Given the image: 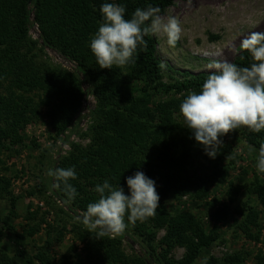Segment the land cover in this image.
<instances>
[{
	"label": "trees",
	"instance_id": "16d2710c",
	"mask_svg": "<svg viewBox=\"0 0 264 264\" xmlns=\"http://www.w3.org/2000/svg\"><path fill=\"white\" fill-rule=\"evenodd\" d=\"M175 1L116 0L126 7V18H130L136 8L148 5L159 7L162 15L173 7ZM105 2L112 0H0V151L10 152L15 146L22 145L24 129L39 118L42 109H45L44 115L55 138L61 139L80 111L85 94L93 96L97 104L91 127L92 144L87 148L72 145V151L53 165V169L75 167L77 179L70 181L77 190L75 199L66 203L67 197L61 189L54 187L52 191L57 201L65 204L69 212L86 211L87 205L98 199L95 187L102 185L105 180L113 186L120 185L127 194L126 179L137 171L152 177L155 182V176L163 179L178 193L187 192L197 183L211 182L216 173L222 171L220 162L231 154L230 145L223 143L215 158L206 154L204 156L212 168L209 175L199 177L196 181L182 176L195 138L190 129L181 127L171 118L166 106H156L157 115L149 108L151 97L148 88L158 84L163 74L152 37H145L146 48L137 49L135 63L125 67L114 66L111 70L99 68L90 50V40L102 22L99 9ZM32 13L34 23L31 22ZM33 24L38 27L42 46L30 39L29 31ZM45 46L75 61L76 71L69 73L37 65V53L43 52ZM231 63L248 66L249 54L241 50ZM124 71L131 80L144 85L143 96L132 95L124 90L121 80ZM210 74L181 73V80H175L166 90L177 93L199 92ZM84 83L88 85L87 92L82 88ZM244 129L248 134L256 135ZM231 133L230 139L233 140L236 132ZM159 136L163 143L156 141L155 138L159 139ZM246 139L259 150L260 145L253 144L248 137ZM152 149L155 151L154 156L149 155ZM44 153L48 154L46 151ZM41 193L43 191L37 187L29 195ZM0 200L8 201L11 206L7 216H0L1 244L3 231H12L9 221L17 200L11 190V179L1 173ZM128 223L132 231L148 237L147 247L158 264H195L201 251L210 248L218 239L215 232L206 235L201 231H196L195 238H192L188 233L194 232L193 217L185 213L171 217L160 201L155 216L143 222ZM146 225L153 232L148 234ZM47 228L49 231L53 229L51 224H47ZM161 228L165 229V235L160 240L164 250L157 253L152 241L155 230ZM37 231L31 229L26 234L33 237ZM22 237L16 236L18 241ZM80 241L84 245L88 264H146L144 259H130L121 251V235L116 239H108L98 236L97 232L84 231ZM175 247L185 250L180 260L169 257ZM36 259L46 264L47 258L42 255ZM76 259L75 262L64 259L60 264H82L79 256ZM225 261L227 264H236L234 258ZM0 264L21 263L15 257L0 252ZM206 264L218 262L209 259ZM257 264H264V261L259 260Z\"/></svg>",
	"mask_w": 264,
	"mask_h": 264
},
{
	"label": "rangeland",
	"instance_id": "374dc122",
	"mask_svg": "<svg viewBox=\"0 0 264 264\" xmlns=\"http://www.w3.org/2000/svg\"><path fill=\"white\" fill-rule=\"evenodd\" d=\"M161 16L178 18L183 32L175 47L169 46L162 34L151 36L163 74L158 84L148 88L151 97L149 108L157 115L156 106H166L171 118L188 129L179 109L189 92L177 93L166 88L172 86L175 80H181V73H209L214 71L208 67L213 61L232 62L242 50L240 43L243 39L252 32L264 31V0H177ZM31 22L34 23L33 13ZM29 36L39 46L43 45L37 25L33 24ZM35 61L40 67L58 68L69 73L77 69L75 61L47 46L43 52L37 53ZM121 80L127 93L144 95V85L131 80L126 71ZM82 88L87 92L88 85L84 83ZM96 105L94 97L85 94L80 111L61 139L55 138L44 115L45 109H42L39 118L24 129L23 144L15 146L10 152L0 151V173L11 179V190L17 198L9 221L12 231H3L0 252L15 257L21 264H42L36 259L41 255L47 258L46 264H60L64 259L75 262L76 256L80 257L82 264H88L84 245L80 241L83 232L88 230L77 219L82 213L69 212L65 204L57 201L52 193L54 181L46 173L48 169H53L60 157H66L72 151V145L87 148L92 144L91 127ZM235 132L233 140L230 139L232 133L221 137L223 143L230 145L231 154L220 162L222 171L217 172L211 182H200L187 192L178 193L163 179L153 177L156 178L159 201L168 214L174 217L185 213L193 217L194 232L188 235L195 238L196 231L218 235L210 248L201 251L195 264H206L209 259L227 264V258H234L236 264L264 261V174L256 169L258 149L246 139L248 137L253 144L260 145L264 142V131L250 135L241 127ZM155 139L164 142L160 136ZM154 154L152 149L149 155ZM204 156L203 146L195 141L182 174L185 179L196 181L211 173L212 168ZM37 187L43 193L29 195ZM10 212L9 202L0 200V216L5 217ZM47 224L52 225V231ZM31 229L38 230L33 237L26 234ZM145 231L148 234L153 232L147 225ZM164 235L165 229L155 230L152 246L157 253L164 250L160 244ZM16 236L24 238L18 241ZM118 236L105 237L116 239ZM121 236V251L128 258H142L146 264H158L156 257L149 252L146 235L132 231L128 223ZM184 252L183 247H175L169 257L180 260Z\"/></svg>",
	"mask_w": 264,
	"mask_h": 264
},
{
	"label": "clouds",
	"instance_id": "9594fccd",
	"mask_svg": "<svg viewBox=\"0 0 264 264\" xmlns=\"http://www.w3.org/2000/svg\"><path fill=\"white\" fill-rule=\"evenodd\" d=\"M99 11L102 22L90 40V50L101 69L135 63L137 49L147 47V36L162 34L171 47L182 36L180 20L162 17L159 7L136 8L126 18V7L112 0L103 3ZM240 48L249 54L248 66L213 61L208 67L214 71L201 90L189 91L180 104L185 127L210 158H215L223 146L221 137L241 127L253 133L264 131V32H252L241 41ZM256 169L264 174V142L260 143ZM46 175L65 193L66 203L75 199L77 190L70 183L77 179L74 166L48 169ZM126 184L127 194L123 187L107 180L95 187L98 199L77 217L89 232L100 237L122 235L128 227L126 217L134 224L155 216L160 199L155 181L137 171Z\"/></svg>",
	"mask_w": 264,
	"mask_h": 264
}]
</instances>
